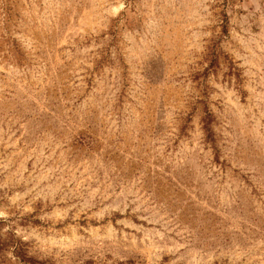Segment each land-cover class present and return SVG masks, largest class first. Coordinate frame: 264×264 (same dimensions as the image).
<instances>
[{
	"label": "rangeland",
	"instance_id": "rangeland-1",
	"mask_svg": "<svg viewBox=\"0 0 264 264\" xmlns=\"http://www.w3.org/2000/svg\"><path fill=\"white\" fill-rule=\"evenodd\" d=\"M0 264H264V0H0Z\"/></svg>",
	"mask_w": 264,
	"mask_h": 264
},
{
	"label": "trees",
	"instance_id": "trees-1",
	"mask_svg": "<svg viewBox=\"0 0 264 264\" xmlns=\"http://www.w3.org/2000/svg\"><path fill=\"white\" fill-rule=\"evenodd\" d=\"M209 123H210L209 120H207V121H206V126H205V129H206V131H208V132L211 131L210 128H208Z\"/></svg>",
	"mask_w": 264,
	"mask_h": 264
}]
</instances>
